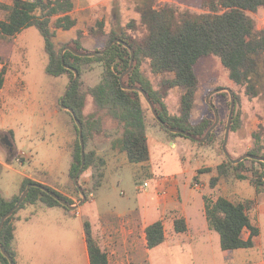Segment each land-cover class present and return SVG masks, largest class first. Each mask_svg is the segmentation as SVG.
<instances>
[{
    "label": "rangeland",
    "instance_id": "1",
    "mask_svg": "<svg viewBox=\"0 0 264 264\" xmlns=\"http://www.w3.org/2000/svg\"><path fill=\"white\" fill-rule=\"evenodd\" d=\"M138 1L74 0L73 15L78 24L71 30H59L54 39L56 46L60 48L70 43L78 37L79 30L82 31V42L85 46L83 50L87 52L104 46L113 30H125L136 38L143 37L146 30L137 9ZM167 2L193 14L221 12L213 11L205 0H156V5ZM249 14L255 19L257 28L263 29L264 7ZM98 21L105 24L104 35L98 32L92 36L89 27H95ZM0 59L7 69L5 92L0 91V130L12 129L17 150L10 167L1 169L0 193L6 195L7 190L17 193L24 172L49 181L65 183L70 176L72 161L68 140H75L72 139L75 137L72 117L61 106V98L69 84V77L54 76L46 72L48 55L45 51V40L35 26L24 28L10 40H0ZM144 69L146 76L156 84L160 77L151 72L148 63L144 64ZM196 71L200 84L192 119L197 120L202 112L215 114L214 110L209 109V106L212 107L211 103L214 104L220 113L219 139L215 144L221 146L220 138L225 136L231 108V94L226 88L231 89L238 96L239 103L237 102L235 110L242 111V127L237 132H230L228 149L235 158L244 154L255 146L253 133L261 125L264 126V92L257 97H249L244 87L230 79L226 67L215 55L202 58ZM101 72L102 67L96 66L86 72L83 78L87 84L93 85L100 80ZM217 88L225 89L214 93L208 102V95ZM182 92L180 87L171 88L168 92L165 101L173 113L179 111ZM91 108L92 103L89 102L87 110ZM151 114L153 115L152 111ZM108 126L114 134L112 139H117L120 135L114 123L109 121ZM3 135H0V156L6 160L7 154L1 147H6L10 155L13 151L5 146ZM148 135L151 150L148 165L130 162L118 143L115 152L108 151L104 154V175L96 177L97 183L92 190L95 196L81 204L80 214L66 215L63 207L50 208L43 203L27 204L23 208V215L27 218L16 224V241L27 258L29 255L30 264H88L84 251L83 221L90 220L97 227L102 215L112 210L125 212L139 207L145 198L151 206L153 216L157 212L159 215L162 206L157 204L154 190L156 181L162 178L177 177L181 186L187 183L189 188L196 190V183H206L199 188L202 191L207 190L211 198L227 195L234 201H239L257 196L264 207V188L261 186L256 194L257 186L247 180L222 179L213 186L211 173L204 171L198 177H193V172H184L186 168H192L193 171L199 165L212 162L216 152L221 155L219 149L204 145L191 137L171 134L158 125L150 127ZM98 140L105 142L104 137H97L90 142L88 149H92L93 142ZM251 168L248 162V169ZM258 168L264 170L262 165ZM87 174L86 171L82 175ZM145 181L149 186L142 188ZM69 183L71 186L74 184L71 178ZM236 185L241 190H235ZM257 204L258 202L255 205ZM256 206L251 212L254 220L258 218ZM259 221L261 232L257 245L232 251L221 248L220 236L216 231L211 232L209 240H206V236L190 239L175 234L166 224L167 233L175 236L168 237L164 243L152 248L147 264H264V214ZM64 231L68 234L64 235Z\"/></svg>",
    "mask_w": 264,
    "mask_h": 264
},
{
    "label": "trees",
    "instance_id": "2",
    "mask_svg": "<svg viewBox=\"0 0 264 264\" xmlns=\"http://www.w3.org/2000/svg\"><path fill=\"white\" fill-rule=\"evenodd\" d=\"M213 11L203 14H193L182 11L171 3L156 5V0H139L137 9L141 14V22L145 27L143 37L136 38L125 30L111 31L110 38L102 50L115 38L127 42L135 51V62L124 82L128 85H139L146 89L152 102L155 104L160 117L172 127L183 129L195 137H203L215 121V114L204 115L198 121L192 120V111L195 98L199 89L200 79L197 75L198 62L210 55L220 58L228 71L230 79L245 88L246 94L253 98L264 92V28L258 29L255 19L249 12H255L264 7V0H205ZM74 0H13L11 4L0 2V40L6 41L15 37L24 28L35 26L45 40V51L48 55L46 72L54 76L67 75L69 83L75 77L72 68L78 70L79 77L70 89L65 105L76 113L83 125V136L86 148V163L80 175L87 170H92L93 184L84 187L86 200L96 185V177L104 175L106 161L97 156L95 149H88L90 142L97 137L113 138L109 121L113 122L120 135L114 142H118L121 149L126 152L132 163H143L150 159L148 145V129L160 126L174 135L181 133L171 132L151 114L150 108L138 90H126L120 83V76L130 66L131 50L122 43L116 42L104 54L95 56H79L70 50L64 53L63 64L62 50L70 44L79 51L87 52L82 42V31L78 37L63 47H57L54 39L58 30H70L78 24L73 15ZM98 28H97V27ZM96 28L89 27L90 34L100 32L104 35L105 24L98 21ZM100 29V30H99ZM94 52V51H93ZM148 63L151 72L160 77L154 81L145 74L144 64ZM96 66L102 67L100 80L91 85L83 78L86 72ZM7 69H0V89L6 81ZM180 87L183 92L180 97L179 113L169 110L165 101L171 88ZM235 95V93H234ZM236 105L238 96L235 95ZM212 100V99H211ZM89 102L92 108L88 109ZM231 105V103H230ZM236 108V107H235ZM209 109L213 111L212 107ZM75 127V140L72 147V161L69 175L78 189L74 177L82 164V148L79 136V126L72 113ZM242 111L234 110L231 132H237L242 127ZM221 124V123H220ZM217 126L206 139L200 142L204 145L219 149L223 161L217 166L218 174L211 178L215 186L221 179L247 180L252 185L259 187L264 184V161L245 158L233 163L224 153L222 143L218 146L215 142L219 139ZM188 137V136H187ZM254 147L245 153L264 157V126L253 133ZM199 142V141H198ZM248 162L251 169H248ZM209 168L200 169V172ZM39 183L57 193L70 205L75 201L57 191L56 189L36 181L33 178H24L19 193L11 198H6L0 193V219L18 201L21 193L28 184ZM43 203L48 207H63L67 214H75L68 206L63 205L51 194L41 187L32 186L26 199L14 213L6 220L0 233L1 244L17 260V252L13 246L15 238L16 214L27 204ZM205 209L208 224L211 230L220 236V246L223 250L239 248H252L255 238L260 235V228L252 220L251 212L254 209V199L234 201L227 196L220 195L212 199L205 195ZM84 232L88 246L91 264H109L108 255L100 246L90 220H84ZM175 231L178 233L187 230L186 220L182 217L175 219ZM248 231V237L244 232ZM148 247L154 248L161 245L166 238L163 220L159 219L146 227ZM0 264H10L9 259L0 251Z\"/></svg>",
    "mask_w": 264,
    "mask_h": 264
},
{
    "label": "crops",
    "instance_id": "3",
    "mask_svg": "<svg viewBox=\"0 0 264 264\" xmlns=\"http://www.w3.org/2000/svg\"><path fill=\"white\" fill-rule=\"evenodd\" d=\"M0 1H3V0H0ZM3 2L11 4L13 0H5ZM0 91L2 93L5 92L4 86L0 89ZM194 108H193L192 114L194 112ZM177 113H179V111ZM207 114H208L207 112H202L200 114V117L197 120H193V119L192 120L198 121L200 120L201 117ZM11 130L12 129H9V128L0 130V135L4 134L3 138L7 136L10 142L8 143L5 141V144H6L5 146H9V148H11L13 151V153L10 155L8 149L2 145L3 147L1 148L4 152H6L7 159L5 160L4 157L0 156V172L3 167H10L12 160L15 158L17 154L14 135L12 134ZM72 139H75V137L73 136ZM72 141L74 143V140H71V139L68 140V150L70 151L71 154H72V147H71ZM100 143L101 142H99V140L97 142H93V149L96 150L97 156L102 157L106 161L104 154L108 151L115 152L114 149H116V144L118 142H114L112 138H108V139L105 138V142L101 144ZM148 145H149V135H148ZM149 149H150V145H149ZM121 151L124 152L122 149ZM22 153L23 155L25 154L24 151ZM19 154L21 153L19 152ZM150 154H151V150H150ZM149 160L143 163H146L145 165H148L147 163L149 162ZM222 161H223V156L219 155L216 152L212 162L199 165L195 169H193V171H192V168H186L184 172L185 173L193 172V177H198L200 173H203V172H200V169H204L206 167V168H209V170L205 172L211 173L210 178H212L213 176H216L218 174L217 166L220 163H222ZM87 173L88 174L86 176L82 175L79 181L82 186L91 187L93 184L92 170L91 169L87 170ZM22 175H23L22 182L24 178L30 177L72 198L75 201L74 204H77L76 202L79 201L77 204L78 207L76 208L77 210L75 211V214L73 215H77L81 213V210H80L81 205L79 204H80V201L82 200V197H81L82 195L81 193H78V191H76L74 184L72 186L70 185L69 183L70 176H68V179L65 183H59L56 180L49 181V179L41 178L40 176L37 177L33 173L24 172L22 173ZM220 181H222V179ZM21 184L18 186V189H17L19 191H20ZM202 185H206V183L201 184L200 187ZM260 186L264 188V184ZM159 187L161 188L164 187L167 190L166 197L164 198L159 197L158 195ZM196 188L198 190L189 188L187 183H183L181 186L180 180L174 176H171L169 178L158 179L156 181V187H155L154 193L157 197V204L162 206V210L159 213V215L157 212L156 214L157 217L155 215L153 216L151 206L149 205L147 198H145V200L139 205V207H136L133 209L131 208L125 212H119L116 210H112V212L102 215V217L100 218V223L97 227H94V225L90 221L92 224L93 231L96 237L99 239L100 246L102 247V249L106 251L108 255L109 264H147L149 261L148 260L149 253L151 252L152 248L150 249L147 245L146 227L149 224L159 219L163 220L164 227L166 226V224H168L169 229L173 230L175 234L177 235L181 234L183 235V237H187L190 239H193V238L196 239V238H201L202 236H206V240H209L211 238V232L213 230H211L209 227L207 216H206V209H205V195L208 196L207 194L208 191L207 190L202 191L201 188L199 187H196ZM260 189H261L260 187H256V194L259 192ZM235 190H238V191L241 190L239 188V185H236ZM19 191H17V193H19ZM5 192H6V195H3V193L2 195L6 198H11L13 195L17 194L15 191L13 192V191L7 190ZM224 196H227V195H224ZM229 198L233 200V198L231 197ZM212 199H216V198H212ZM245 199H254V207L256 206L255 204L258 202L256 206V209L258 210V218L257 220H254L252 218V220L254 221V223L258 225V227L260 228V232H261V225L259 223L260 222L259 220L261 218V215L264 214V207L262 206L257 196L247 197ZM240 200H244V199H240ZM56 207H59V206H56ZM23 208L20 209L18 213L16 214L15 225L18 224V222L23 221L24 219L27 218L23 215ZM65 214L69 215L66 213V211H65ZM180 217L186 220L187 230L185 232L178 233L175 231L174 223H175V219L180 218ZM17 232H18V226L16 225L15 238L13 241V246L17 252L16 264H30L29 255L27 258L21 246L17 244V241H16ZM64 232H65L64 235L68 234L67 231H64ZM165 235H166L165 241L166 239H168V237L175 236V235H169L167 233L166 227H165ZM248 235H249L248 231H246V233L244 232L245 237H248ZM259 237L260 235L255 238V246L259 242ZM83 238H84V243H85V246H84L85 257H86V260L88 261V264H91L89 252H88V246H87L86 237H85V232H84V225H83ZM226 251H232V250H226Z\"/></svg>",
    "mask_w": 264,
    "mask_h": 264
},
{
    "label": "water",
    "instance_id": "4",
    "mask_svg": "<svg viewBox=\"0 0 264 264\" xmlns=\"http://www.w3.org/2000/svg\"><path fill=\"white\" fill-rule=\"evenodd\" d=\"M116 42L122 43L125 46L129 47L131 50V63L129 68L121 74L120 76V83L122 85V87L126 90H138L139 92H141V94L143 95V97L145 98V100L148 102L151 111L153 113V115L155 116V118L161 122L165 128H167L168 130H170L171 132H175V133H181L184 134L188 137L193 138L196 141L199 142H205L206 139L209 137L210 133L218 126L219 121H220V113L218 108L211 103V106L215 112V121L214 123L211 125V127L207 130L206 134L203 137H195L193 136L191 133L180 129V128H176V127H172L170 125H168L167 123H165L163 121V119L160 117L158 110L155 106V104L152 102L148 92L146 91V89H144L143 87L139 86V85H128L124 82V78L125 76L130 73V71L132 70L133 66H134V62H135V51L133 48H131L129 46V44L127 42H125L124 40L120 39V38H115L114 40H112L108 45H106L102 50L99 51H94V52H81L79 50H77L76 48H74L72 45H67L61 52L62 55V60H63V64L65 65V60H64V53L66 50H70L73 53H75L76 55L79 56H95L97 54H104L106 51H108ZM68 68V65H65ZM72 70H74L75 72V77L73 78V80L68 84L65 93L63 94L62 98H61V106L62 108L70 111L72 113V115L74 116L77 125L79 126V136H80V141H81V148H82V164L81 167L79 169V171L77 172L76 176L74 177V181L78 187V189L81 192L82 195V200L80 201L81 205L83 202L86 201V196L83 192V188L82 185L80 184V175L85 167V163H86V148H85V141H84V136H83V125L80 121V119L76 116V113L74 112L73 109H71L70 107L65 105V99L70 91V89L72 88L73 84L75 83V81L77 80V78L79 77V72L78 70L72 68ZM225 88H217L215 90H213L212 92H210V94L207 97V101H210L211 96L216 93L219 92L221 90H224ZM230 94H231V108H230V112H229V119L227 122V127H226V131H225V136H224V142L222 144V148L224 150V153L226 154V156H228V158L233 162V163H238L242 160H244L245 158H252V159H257V160H262L264 161V157L261 156H257V155H252L249 153H244L238 157H233L228 149V140H229V136H230V132H231V125H232V120H233V113L236 107V99H235V95L233 94L232 90L229 88H226ZM6 142H9L8 137L6 136ZM32 186H38L41 187L43 190H45L46 192H48L49 194H51L54 198H56L57 200H59L63 205L68 206L69 208H71L72 210H75L78 205L77 204H69L65 199L61 198L57 193H55L54 191L50 190L49 188L45 187L42 184L39 183H30L27 185V187L25 188V190L21 193L20 198L18 199V201L16 202V204L8 211L6 212L0 219V233L3 229V226L6 222V220L14 213V211L19 208V206L21 205V203L26 199L30 189ZM0 251L9 259L10 264H14V258L11 256V254L9 253V251L1 244L0 242Z\"/></svg>",
    "mask_w": 264,
    "mask_h": 264
},
{
    "label": "built area",
    "instance_id": "5",
    "mask_svg": "<svg viewBox=\"0 0 264 264\" xmlns=\"http://www.w3.org/2000/svg\"><path fill=\"white\" fill-rule=\"evenodd\" d=\"M5 63L4 62H2L1 61V59H0V69H3L4 67H5ZM23 154V153H22ZM147 186H149V183L147 182V181H145L143 184H142V188H146ZM196 186L197 187H200V184H198V183H196ZM158 195H159V197H161V198H164V197H166L167 196V190L164 188V187H159L158 188ZM94 196V193L93 192H91L90 193V197H93Z\"/></svg>",
    "mask_w": 264,
    "mask_h": 264
},
{
    "label": "flooded vegetation",
    "instance_id": "6",
    "mask_svg": "<svg viewBox=\"0 0 264 264\" xmlns=\"http://www.w3.org/2000/svg\"><path fill=\"white\" fill-rule=\"evenodd\" d=\"M3 139H4V141H6V137H4Z\"/></svg>",
    "mask_w": 264,
    "mask_h": 264
}]
</instances>
